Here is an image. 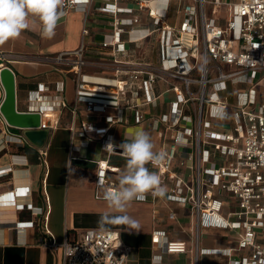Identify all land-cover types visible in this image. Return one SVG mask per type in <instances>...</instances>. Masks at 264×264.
<instances>
[{"label":"built area","instance_id":"built-area-1","mask_svg":"<svg viewBox=\"0 0 264 264\" xmlns=\"http://www.w3.org/2000/svg\"><path fill=\"white\" fill-rule=\"evenodd\" d=\"M90 1L65 0L64 14L80 11L86 18ZM121 1L130 6H121ZM222 8L224 18L217 16ZM97 9L111 17L112 37L100 44L109 58L86 59L82 39L76 50L60 51L52 58L72 76V113L82 104L87 112L102 115L106 123L99 127L82 122L78 134H95L103 150L123 157L122 149L112 144L110 126L127 123V112L132 113L134 124L148 120L144 109L156 106L159 97L155 82L168 83L174 97L165 113L151 118L153 128H161L166 139L161 149L165 158L154 172L161 184H170L167 199L190 206L197 228L242 229L236 246L248 252L230 264H264V243L258 241L264 238V0H112ZM141 13L152 27L141 23ZM81 33L82 37L87 33L85 23ZM145 41L156 44L157 63L130 47ZM88 65L111 70V74H88L84 71ZM54 91L51 94L50 87L38 83L28 93L26 111L42 117L66 107L62 80L55 83ZM108 109L115 113L107 114ZM108 144L114 147L106 148ZM176 161L180 166L194 161V185L177 177ZM24 163L22 156H13L10 165L0 168V178L11 172L12 164ZM111 169L108 160L96 161V189L119 186V179H107ZM216 188L238 204L227 218L220 215ZM37 210L42 213L41 208ZM153 235L154 244L167 253L187 251L184 241L168 240L161 231ZM48 244L61 249V264H126L130 251L114 229L87 228L72 240ZM222 252L229 254L230 249Z\"/></svg>","mask_w":264,"mask_h":264},{"label":"crops","instance_id":"crops-1","mask_svg":"<svg viewBox=\"0 0 264 264\" xmlns=\"http://www.w3.org/2000/svg\"><path fill=\"white\" fill-rule=\"evenodd\" d=\"M111 1L91 0L86 18L80 11H68L59 20L52 39L42 38L39 22L30 21V29L24 30L19 39L0 45V61L14 73L17 110H27L28 93L35 90L38 83L47 85L50 93L56 94L54 86L60 80L64 82L61 96L67 104L41 117L40 127L48 130L41 148L31 145L22 136V130L9 126L0 114V168L10 165L15 155L22 156L25 161L24 164H12L11 172L0 178V264H61V249L54 250L48 243L72 240L87 228L117 230L123 244L130 248L126 264H230L240 261L248 252L238 250L236 246L235 240L242 236V229L197 228L190 206L170 201L166 196L147 194L146 201L131 202L124 212L111 213L103 228L100 226L101 215L109 210L106 202L97 197V194H103L104 188L96 189L95 186L96 161L108 160L112 169L107 172V179L116 181L126 167V160L103 150L95 134H78L82 122L99 127L106 123L102 115L87 112L82 104L77 106L76 114L72 113V76L52 58L60 51L76 50L82 39L86 59L107 60L109 56L100 44L112 37L111 17L97 8ZM120 4L130 6L128 1ZM140 18L142 24L152 27L145 13H141ZM168 22L172 23L171 17ZM84 23L87 33L82 37ZM130 47L147 61L158 62V50L153 41ZM84 71L92 75L111 74V70L94 65L86 66ZM168 88L169 84L162 80L155 82L154 92L159 97L156 106L144 109L150 117L148 120L134 124L132 113L127 112V123L110 126L113 145L119 146L142 129L151 137L154 151L161 152L166 139L161 128H153L151 118L167 111L168 102L174 97ZM3 97L0 84V103ZM114 113L113 109L107 110V114ZM40 150L45 152L44 156H40ZM194 165V161H187L185 166H180L176 161L173 169L178 178L194 185ZM146 167L154 172L157 164L149 162ZM162 185L168 192L170 184ZM16 187L25 192L24 196ZM215 195L221 202L220 215L224 218L238 209L237 202L221 188L215 189ZM39 208L41 214L37 213ZM125 215L137 221L139 227L119 219ZM155 231L163 232L168 240L184 241L187 251L165 252L154 244ZM258 241L264 243V238L258 237ZM223 249H230L229 254L223 253ZM156 255L160 256L158 260Z\"/></svg>","mask_w":264,"mask_h":264},{"label":"clouds","instance_id":"clouds-1","mask_svg":"<svg viewBox=\"0 0 264 264\" xmlns=\"http://www.w3.org/2000/svg\"><path fill=\"white\" fill-rule=\"evenodd\" d=\"M64 3L65 0H0V45L19 39L24 30L30 29V21L39 22L42 38L52 39L58 22L64 15ZM113 147L112 144L106 146ZM119 147L126 160V167L117 188L103 189L102 198L109 211L101 215V228L109 220L111 213L124 212L131 202L143 201L149 193L160 198L167 193L159 175L146 167L149 162L156 165L165 158L163 152L154 151L155 146L148 133L142 129L137 130ZM119 219L132 227H139L137 221L126 215Z\"/></svg>","mask_w":264,"mask_h":264},{"label":"water","instance_id":"water-1","mask_svg":"<svg viewBox=\"0 0 264 264\" xmlns=\"http://www.w3.org/2000/svg\"><path fill=\"white\" fill-rule=\"evenodd\" d=\"M0 84L4 91L0 103V114L11 127L22 130V136L33 146L41 148L48 130L41 128V117L37 112L19 111L16 108L14 73L6 65L0 68Z\"/></svg>","mask_w":264,"mask_h":264},{"label":"rangeland","instance_id":"rangeland-1","mask_svg":"<svg viewBox=\"0 0 264 264\" xmlns=\"http://www.w3.org/2000/svg\"><path fill=\"white\" fill-rule=\"evenodd\" d=\"M207 8H208V10H209V9H210V6H208ZM208 13H210V11H208ZM225 14H226L225 9L222 8L221 10H219L217 16H218V17H221V18H224V17H225ZM245 91H246V90H245ZM219 122H220V121H218V120H213V123H219Z\"/></svg>","mask_w":264,"mask_h":264}]
</instances>
